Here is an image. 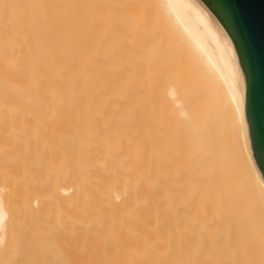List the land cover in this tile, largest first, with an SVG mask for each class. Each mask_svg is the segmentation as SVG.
I'll list each match as a JSON object with an SVG mask.
<instances>
[{
    "label": "bare ground",
    "instance_id": "1",
    "mask_svg": "<svg viewBox=\"0 0 264 264\" xmlns=\"http://www.w3.org/2000/svg\"><path fill=\"white\" fill-rule=\"evenodd\" d=\"M155 1L202 67V93L137 57L149 39L120 40L143 25L129 17L139 0H0V128L60 129L62 264H264V182L233 43L201 0ZM8 223L0 196V264Z\"/></svg>",
    "mask_w": 264,
    "mask_h": 264
},
{
    "label": "rangeland",
    "instance_id": "2",
    "mask_svg": "<svg viewBox=\"0 0 264 264\" xmlns=\"http://www.w3.org/2000/svg\"><path fill=\"white\" fill-rule=\"evenodd\" d=\"M141 3L143 4L145 3L144 8L146 9L143 8L144 10H140L143 6V4L141 6ZM138 4L140 5V7L138 5V8L135 10L136 13L134 12L129 17L135 18L133 20L135 22L138 21L140 23L139 24L137 22L139 26L142 25V22L144 20L143 22L144 26L142 25L143 27L141 26V28L140 27L137 28L138 26H133L134 25L133 20H130L129 21L130 23L128 22V20H126L129 24H132V26L135 29V32H133L134 30L133 31L129 30L131 34L126 35V33H124L125 29L123 28V26H120L121 27L120 28L119 25H116L115 29H118L119 33H124L125 36H123V34L119 35L118 32H115L114 35L115 36L119 35L118 37H120V40L124 39L123 41L127 42V44L125 45H128V43H130L131 45L132 44L131 42H133L132 40H134V43L136 44H138V42L143 44L142 42L143 40L145 41L146 39H149L146 44H143L145 47H142V51L137 53L138 54L137 57H140V59L143 58L144 62L145 63L147 62L148 66L149 65L152 67H154V65L160 66V70L162 67L165 66V69L163 70L167 71L168 69L169 71L167 72L169 73L164 71L163 72L171 75V76H166L164 78L165 81L167 80V78L169 80L168 82H171V80L172 82H174L176 81V78L177 80L178 79L181 80L182 78L184 82L186 79L190 78L191 80L189 79L188 81L189 82L192 81L193 89L196 88L199 91L200 87L203 88L202 83L206 84L205 83L206 79L203 76L204 75L202 71L203 69L200 66V64L196 61L194 55L192 54L191 49L187 48L188 47L187 43H185V41L181 39L182 37H180L178 33L173 30L174 27L170 23L167 24L168 21L166 22L164 18L166 17V15L164 16L161 15L163 13L161 12L162 10L159 9L160 11L158 12V9L155 7L157 6L155 5L156 4L155 0H144L143 2L139 0ZM152 4H154L155 6L154 5L152 6ZM149 6L151 8H148L150 10H147V7ZM84 7L85 6H83L81 10L83 9V11H85ZM53 8L51 9L53 10ZM52 12L53 11H51L50 14ZM138 13H140L139 15H141L140 17H142V19L138 17L139 16ZM82 14H83L82 17V24H83L84 22L83 18H85L84 12ZM134 14H136L137 16L136 15L134 16ZM137 18H139L140 20H137ZM121 19L120 17H117V21H119L120 23H122L123 21V18ZM126 21H124V23ZM127 22L125 23V25H127ZM98 25L96 29H93L94 31L96 30L95 33H98V31L101 30L100 26ZM170 26L173 27L172 30L170 29L171 28ZM81 27H83V25ZM81 29L84 30V28ZM121 29H124L123 30L124 32L121 31ZM129 31L126 30L127 33ZM98 35H100V32L98 33ZM114 35L112 40L113 41L115 40V42L119 43L118 41L119 38L117 36L115 37ZM128 40H130L131 42L130 41L128 42ZM82 41L84 42V43L81 42L83 46L86 42L83 39ZM159 41L163 43H160ZM123 43H121L122 45H120V48L117 49V47H115L116 51L120 54H127L129 56L128 58H131V56L129 55L131 51L129 53L126 50L127 48L126 46L123 45ZM116 51L115 50L113 51L114 55H116L117 53ZM165 51L167 52L165 53ZM172 51H173V55L171 54ZM163 53L168 55L169 57L165 56ZM159 54H161V56ZM162 54L165 57H167L165 59L167 63H165L164 60L165 57ZM171 56L173 57L172 60H171ZM175 58L176 60L174 62L173 59ZM159 59H161V63ZM157 63H159V65ZM172 64H174V66ZM175 66H177L176 69L180 73L176 71ZM169 67L173 72H170ZM148 69L146 70L148 71ZM150 69L149 71H151ZM155 70L152 69V71ZM176 74H178L177 76L179 77H177ZM184 74L187 75L188 77L185 76ZM201 77L203 78V81ZM164 82H162L163 84L161 85L162 87L166 86V83L168 84V82L166 83ZM156 83H161V82H156ZM156 83H154V86H156ZM180 83H182V81H180ZM154 88L157 89V87H153V90ZM160 89L161 91H163L162 88ZM160 89L157 90L160 92ZM202 90L204 91V89ZM202 90L200 89L199 93H202L201 92ZM158 91L155 90L152 96L150 95L151 97H153L154 100H156L159 96V94L158 95L155 94L157 95V97L154 96V93L155 92L158 93ZM162 108H164V104ZM162 108L158 109L159 112L158 114H161L163 112L165 113V111H163ZM156 110H151V115H154L152 112L156 113L157 112ZM164 110L169 112L168 114H171L169 115L170 117L168 116V114L166 115L163 114L169 117L168 122H166L167 120L165 119V116L162 117V114L161 116L159 115L160 120L162 118V122L164 123V126L169 125V124H165V122L170 123L172 119L174 120L172 121L174 123L171 124L172 126L173 125L175 126V122H176L175 113L172 106L171 107L165 106ZM172 113L174 114L172 115ZM153 117L157 118L156 116ZM171 124L169 125L170 127H172ZM169 126H166V128H169L168 130L171 131ZM173 127L171 129H173ZM61 157H62V137L59 128H55V129L51 127L18 128L17 126L14 125H12L9 128H0V185L5 184L7 186L6 188H4L3 191L0 192V196L3 200L4 205H6V209L9 217V223L7 225L8 230L6 231L8 232L9 237L8 236L6 237L7 239L9 238L8 240L10 242H12L13 240V242L9 244L10 245L9 252H8V248L7 250L6 249L3 250L4 248L1 250V252L4 251V254L7 252L6 257L3 255V253H1V256L3 255L5 257L4 259L7 258L4 264H62L60 246L59 249H57L58 248L57 245H60L58 243L60 242L59 239L62 233L63 220L61 219V217L63 212L65 211L64 206H66V201L64 200V198H62V194L60 193V189H59L62 184L61 173L63 172ZM5 174L15 175L16 178L18 176L19 181L16 180L15 182L13 180L14 177L2 176ZM37 174H39V178H38L39 185L37 184L36 181L34 187L32 185L31 176ZM245 194L246 195H244V200L249 204V206H253L254 201L250 196H248L247 193ZM33 198H37L38 200H40V203L44 206L42 209H40L39 212L37 211V213L33 212L31 208ZM56 238L58 240H56ZM8 240L5 241L4 247H6V242ZM52 240L53 241L55 240L56 243L52 242ZM52 243L55 245H52ZM53 246H55L54 250H56L55 255L57 254L56 256H58L59 258L54 256V250H52ZM56 259L59 260L56 261ZM3 261L4 260H2V264Z\"/></svg>",
    "mask_w": 264,
    "mask_h": 264
},
{
    "label": "water",
    "instance_id": "3",
    "mask_svg": "<svg viewBox=\"0 0 264 264\" xmlns=\"http://www.w3.org/2000/svg\"><path fill=\"white\" fill-rule=\"evenodd\" d=\"M231 39L245 80L252 157L264 178V0H201Z\"/></svg>",
    "mask_w": 264,
    "mask_h": 264
},
{
    "label": "snow or ice",
    "instance_id": "4",
    "mask_svg": "<svg viewBox=\"0 0 264 264\" xmlns=\"http://www.w3.org/2000/svg\"><path fill=\"white\" fill-rule=\"evenodd\" d=\"M262 182H264V178H262Z\"/></svg>",
    "mask_w": 264,
    "mask_h": 264
}]
</instances>
